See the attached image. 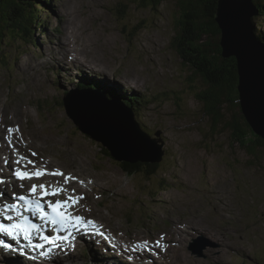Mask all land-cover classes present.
Returning <instances> with one entry per match:
<instances>
[{"label": "rangeland", "instance_id": "374dc122", "mask_svg": "<svg viewBox=\"0 0 264 264\" xmlns=\"http://www.w3.org/2000/svg\"><path fill=\"white\" fill-rule=\"evenodd\" d=\"M79 1L73 5L77 8L74 20L84 23L92 39L84 49L86 54L79 48L82 37L73 38L70 49L107 64L111 82L88 67V55L81 58L80 65L71 62L72 58L67 60L68 55L62 57L63 63L56 57L51 59L53 45L66 41L69 32L74 37L80 33L79 26L76 30L65 27L64 16L58 12L60 4L63 11L67 9V0H51L39 13L48 24L36 27L37 46L10 38L0 58V111L8 108V118L18 114L19 120L9 124L8 134L9 129L20 135L21 130L23 133L32 127L36 138L47 141L40 150L21 151L20 156L30 157L37 167L59 171L63 177L82 173L77 178L83 188L74 181L76 176L73 180L74 192L85 199L82 207L88 205L86 210L100 214L95 217L104 232H116L109 216L113 214L132 248L143 247L140 237L148 244L151 240V246L159 243L164 251L158 256L148 251L158 264H264V150L252 158L228 133L213 138L208 135V118L202 113V103L195 99L196 92L207 86L171 47L178 0H165L157 11L134 5L119 7L123 0ZM253 22L259 39L264 33V18L257 15ZM81 65L86 73L79 72ZM79 81L110 86L129 102L139 97L144 100L134 108L136 119L144 132L152 138L158 133L164 143L156 175L145 178L139 170L149 163L142 162H136L140 166L131 172L121 164L127 162L105 157L99 143L79 132L59 105L64 92L79 90L72 86ZM12 156L16 160L19 155L14 151ZM18 166L8 170V178ZM187 221L196 227L188 226ZM64 258L58 264H83L87 259L78 255Z\"/></svg>", "mask_w": 264, "mask_h": 264}, {"label": "trees", "instance_id": "16d2710c", "mask_svg": "<svg viewBox=\"0 0 264 264\" xmlns=\"http://www.w3.org/2000/svg\"><path fill=\"white\" fill-rule=\"evenodd\" d=\"M119 7H141L157 11L165 0H123ZM50 0H0V58L7 39L25 42L36 46L35 30L47 25L39 13L48 6ZM258 17L264 18V0H252ZM178 18L176 33L171 47L197 76H200L207 89L196 92L195 99L202 103V113L208 118V135L213 138L228 133L233 142L244 149L252 158H257L264 150V140L253 134L246 123L239 105L237 90L238 75L233 57L224 58L219 46L220 30L215 21L217 0H178ZM127 9V8H126ZM254 20V19H253ZM259 42L264 46V33H260ZM86 89L87 86H78ZM107 96L114 93L101 89ZM66 92L63 93L65 96ZM116 97V96H115ZM133 111L144 100L138 98L127 101L119 98ZM63 107V102L59 104ZM136 118V117H135ZM138 123V122H137ZM140 125V123H138ZM144 130V129H143ZM100 153L111 157L110 152L99 146ZM131 172L140 163H121ZM141 168L145 178L150 179L159 170V164H143Z\"/></svg>", "mask_w": 264, "mask_h": 264}, {"label": "water", "instance_id": "95a60500", "mask_svg": "<svg viewBox=\"0 0 264 264\" xmlns=\"http://www.w3.org/2000/svg\"><path fill=\"white\" fill-rule=\"evenodd\" d=\"M256 16L252 0H217L215 21L221 55L235 59L242 115L253 134L264 140V46L254 35ZM63 106L77 129L117 161H162L159 134L152 138L142 131L133 111L119 100L90 89L77 90L64 97Z\"/></svg>", "mask_w": 264, "mask_h": 264}, {"label": "bare ground", "instance_id": "6f19581e", "mask_svg": "<svg viewBox=\"0 0 264 264\" xmlns=\"http://www.w3.org/2000/svg\"><path fill=\"white\" fill-rule=\"evenodd\" d=\"M85 1L84 0H80L79 1V3H84ZM73 5H77V0H67V3H66V8L67 9H64V11H63V8L61 7L62 5L60 4V7H59V11L58 12H61V14H63V16H64V18L62 19V21H63V23H64V25H65V27H70V26H73V27H75V29L74 30H76V28L79 26V32H78V30L76 31V32H78L79 33V35L77 36V37H74V33L73 32H69V35H67L68 36V38H67V40L66 41H64V42H58L57 44H55V45H53V49L55 50V52L56 53H54V55H56V56H54L53 55V52H54V50H53V52L51 51V49H50V57H51V59L53 58V57H56V58H58L60 61H61V63H63V61L61 60V59H63L62 57L63 56H65V55H68L69 56V58L67 59V60H70L71 58H72V60H70L71 62H75V63H77V64H79L80 62L82 63V59L81 58H86L85 56H87V55H83V56H81L80 54H82V52H80V51H83L84 49H87L88 47H89V45L91 44V35L88 33V30H87V28H85L84 27V23L83 22H80V23H78L76 20H74V11L73 10H76L77 8L76 7H74ZM64 6V5H63ZM75 15H76V13H75ZM77 16V15H76ZM76 18V17H75ZM77 19V18H76ZM75 21H76V24H75ZM77 25V26H76ZM75 32V31H74ZM90 32V31H89ZM65 34H68V30L67 29H65ZM79 37H82V40H80V53H76L77 51L75 50V49H73V50H71L70 49V47L71 46H69V43H70V41L73 39V38H79ZM55 41V40H54ZM57 42V41H56ZM92 42H94V41H92ZM93 46H95V45H93ZM97 46V45H96ZM50 47H51V45H50ZM56 47H58V52L59 53H57V51H56ZM93 47H91V49H92ZM83 49V50H82ZM89 50H90V48H89ZM94 50V49H93ZM85 51V50H84ZM87 51V50H86ZM86 51H85V54H86ZM92 51V50H91ZM98 51V50H97ZM61 52V53H60ZM93 53V52H92ZM42 55V54H41ZM75 55V56H74ZM95 56H96V54H94ZM94 55H93V57H94ZM89 57H91V59L90 58H88L89 60H85L87 63H88V67L90 68V69H92V68H94V69H97L96 71H98V73L99 74H101L102 76H104L105 77V80L104 81H110L109 80V78H108V76H107V71H108V68H107V64L106 65H104V64H101L100 63V61H99V59H96V58H92V56H90V54L88 55ZM87 56V57H88ZM43 57V56H42ZM99 58V57H98ZM50 59V60H51ZM66 60V61H67ZM86 64V63H85ZM43 65V64H42ZM62 65V64H61ZM80 65V64H79ZM35 66V65H34ZM55 66V65H54ZM52 67V66H51ZM70 69V68H69ZM85 69H86V67L84 66V65H81V71H79V72H84V73H86V71H85ZM60 70V69H59ZM80 70V69H79ZM46 71V70H45ZM69 71V70H68ZM73 71V70H72ZM59 72V71H58ZM88 72H90V70H88ZM75 73V72H74ZM95 73V72H94ZM88 74V73H87ZM90 74V73H89ZM72 76V75H71ZM46 77V76H45ZM62 77V76H61ZM75 77V76H74ZM82 77V76H81ZM101 77V76H100ZM80 78V77H79ZM74 79V78H73ZM37 81V80H36ZM111 82V81H110ZM128 83V82H127ZM129 84V83H128ZM139 84V83H138ZM134 87H136L137 86V84L136 85H133ZM72 88V87H71ZM116 95V94H115ZM121 99H122V97H120ZM118 99V98H117ZM124 99V98H123ZM120 100V99H119ZM15 101V100H14ZM121 101V100H120ZM147 101V100H146ZM122 102V101H121ZM2 103V102H1ZM16 103V102H15ZM7 107V106H6ZM18 107V106H17ZM16 107V108H17ZM18 108H20V107H18ZM3 111H0V130H1V132H0V152H1V154L2 155H0V174L1 175H4L3 177H1V178H4V177H6L7 175H8V168L9 167H11V166H13V165H16L17 163H16V161L17 160H20V158H21V156H20V153H21V151L22 152H25V153H27V152H29V150H33L34 148H36V149H41V147H43L42 145H45L46 143H47V141L46 140H43V139H38V138H36L33 134H32V132H31V130H32V127L29 129V130H27V131H25V132H23L22 133V130H21V133H20V135H18L17 134V132H11V134L9 135L8 134V132H7V130H8V127H9V124H11V123H15V122H18L19 120L18 119H16V118H18L17 117V115H16V117L15 116H13L12 118H8V116H7V113H8V108H4V109H2ZM13 110H15L14 108H13ZM21 110V109H20ZM19 110V111H20ZM10 111H12V110H10ZM9 111V112H10ZM26 112H28V111H26ZM26 112H24L23 113V115L24 116H28V113H26ZM16 114V113H15ZM14 114V115H15ZM9 115V114H8ZM10 116V115H9ZM11 117V116H10ZM29 117V116H28ZM136 119V118H135ZM5 122H8V124H6ZM33 126V125H32ZM20 130V129H19ZM142 131H144L143 129H142ZM20 132V131H19ZM7 135V136H6ZM47 139V138H46ZM48 145V144H47ZM6 151V152H5ZM14 151H16L17 153H18V155L19 156H17V159L16 160H14V158L16 157H14L13 158V156H12V154H13V152ZM30 155H33V154H30ZM34 157L36 156V155H33ZM28 159H30V157L28 158ZM31 160V159H30ZM32 162H33V164L31 163V164H28V169H30V170H32V171H34V170H36L37 168H40V169H43V170H48V171H51L50 169H48V168H42V167H37L36 166V161H34V160H31ZM30 172V171H29ZM46 172V171H45ZM79 172H80V170H79ZM83 172V171H82ZM47 173V172H46ZM13 176H14V174H13ZM75 176L76 177H78V176H83V174L81 173H76L75 174ZM89 177V176H88ZM40 178H42V179H40ZM39 179H40V181L42 182V181H44L45 180V182L43 183V184H45L46 186L48 185V186H53L50 182H56V184L57 185H60L59 184V181H61V176H50V175H48V174H46V175H44V176H42V177H40ZM33 179H37V178H33ZM83 180H84V182H90V183H92V184H94L93 182H92V180H90L89 178L87 179V178H83ZM63 181V184H61V186H63V187H65V188H68V189H70V190H73L74 191V189L73 188H75V182L73 181V180H68V182L67 183H65L64 181L65 180H62ZM10 183H9V186H10V189H9V194H11L12 196L14 195V193L16 192L15 191V189H16V186H17V183L13 180V181H9ZM28 183H31V184H33V183H35V181L34 180H31V181H27ZM5 183V182H4ZM53 187H56L55 185L53 186ZM52 187V188H53ZM97 187V186H96ZM51 188V187H50ZM96 189V188H95ZM94 189V190H95ZM51 190H54V189H51ZM92 190H93V187H92ZM6 191V187L5 186H3L2 184H0V194H2V196H5V194H3L4 192ZM102 191V190H101ZM100 191V192H101ZM97 192V191H96ZM5 198V197H4ZM14 201V200H13ZM5 204H13V202L11 201V200H6V198L4 199V200H0V206H1V209H2V212H5L6 210L4 209V205ZM86 207L85 208H87V206L88 205H85ZM83 208V207H82ZM90 210V209H89ZM91 211H92V209H91ZM16 212V211H15ZM18 212H19V215H20V211L18 210ZM96 213V212H95ZM16 215H17V212H16ZM104 216V215H103ZM5 218V216H2V217H0V219H1V221L3 220ZM106 218V217H105ZM108 218V217H107ZM110 221H112V220H110ZM114 223V222H113ZM185 225V224H184ZM187 225L188 226H190V227H196V223H194L193 221H187ZM114 226V225H113ZM174 226V225H173ZM188 228V227H187ZM175 229H178V228H176L175 227ZM173 231V230H172ZM171 231V232H172ZM175 231H177V230H175ZM214 233V232H213ZM213 233H210V234H213ZM217 233V232H216ZM220 233V232H219ZM96 236H99V235H101V233L100 232H96ZM174 234V233H173ZM217 236V235H216ZM95 237V236H94ZM92 238V239H96V238ZM171 240V239H170ZM94 241V240H93ZM172 241V240H171ZM174 241V240H173ZM90 246V244L87 246L86 245V248L87 247H89ZM95 248H96V246L94 245L93 247H92V250H91V255H92V257L95 259V260H97V261H100L101 263H106L107 264V262H105L106 261V258H104V257H102V255L100 254V253H96L95 252ZM210 250V249H209ZM0 253H2V249H1V247H0ZM94 255V256H93ZM2 258H0L1 259V261L2 262H7V258L5 257V255L4 254H2V256H1ZM24 262L25 263H27V264H29L30 262L28 261V260H25L24 259Z\"/></svg>", "mask_w": 264, "mask_h": 264}, {"label": "snow or ice", "instance_id": "6c2138e0", "mask_svg": "<svg viewBox=\"0 0 264 264\" xmlns=\"http://www.w3.org/2000/svg\"><path fill=\"white\" fill-rule=\"evenodd\" d=\"M9 132H12V129H9ZM35 155V154H33ZM25 159L24 157H21L20 160H17L16 163L20 164L21 160ZM28 163H33L32 161H28ZM48 173L45 172L43 169H36L32 172L29 171H21L20 168H17L14 172V175L17 176L18 179L24 180V179H32L37 178L46 175ZM50 175H60L63 176V173L60 172H54L50 173ZM65 183L68 182L69 178L65 177ZM51 186H46L45 184H36L33 183L32 187L30 189V192L35 193L37 189L39 188L41 191V199L45 196H60L62 193L66 192L67 189L57 187L52 191H48L47 188ZM19 200L26 201V204L29 205V207L26 209L27 211H32L33 214H39L41 217H47L50 219L51 223L56 226V231L59 232H65L68 231V228L72 227V221L75 220L76 222H81L82 218L79 216L72 217L69 215V213L66 211V209L71 208L75 206L82 197L77 196H67L65 199H56L53 203L52 201H47L48 208L51 210L52 215L49 217L48 213H46L43 209V206L41 204L40 199L36 200H27L24 196H19ZM4 209L6 211H16L17 215L19 216V212L17 210L16 204H5ZM0 215H3V212H0ZM5 219L11 220V216H5ZM84 223L91 224L92 221H84ZM33 230H35L37 233H39V228L36 227V225H32L28 222L27 217H22L19 222L12 223V224H0V235H5L9 237L10 239H17L19 236H23V238L29 242V244L34 249H44V251H41V256L47 257L50 252L51 248L45 249V244H56V241L52 239L51 236H45L41 234L39 236V240L42 241V243L32 244V233ZM69 236H71V233L69 232ZM58 239L63 243L67 238L64 236L58 237ZM147 243V242H145ZM59 247L60 245H56ZM0 247L8 248L9 246L7 244H3L0 242Z\"/></svg>", "mask_w": 264, "mask_h": 264}]
</instances>
